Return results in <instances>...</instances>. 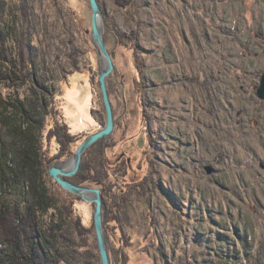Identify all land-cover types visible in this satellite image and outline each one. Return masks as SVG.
<instances>
[{
  "label": "rangeland",
  "instance_id": "1",
  "mask_svg": "<svg viewBox=\"0 0 264 264\" xmlns=\"http://www.w3.org/2000/svg\"><path fill=\"white\" fill-rule=\"evenodd\" d=\"M98 1L115 64L108 90L117 123L111 140L101 139L109 145L102 194L112 264H124L125 255V264H264V99L257 94L264 74V0ZM0 3L1 27L8 31L10 13H18L31 45L50 67L54 62L52 70L72 71L77 61L79 71L60 84L56 99L57 120L83 136L53 161L67 167L81 142L106 123L90 2ZM67 36L73 38L68 46ZM1 90L7 98L6 81ZM5 115L0 132L14 167L19 141ZM55 121L50 116L47 128ZM58 148L56 140L46 142L50 156ZM26 181L20 175L8 188L6 204H26ZM52 189L70 220L89 229L83 250L99 258L95 204L58 183Z\"/></svg>",
  "mask_w": 264,
  "mask_h": 264
},
{
  "label": "trees",
  "instance_id": "2",
  "mask_svg": "<svg viewBox=\"0 0 264 264\" xmlns=\"http://www.w3.org/2000/svg\"><path fill=\"white\" fill-rule=\"evenodd\" d=\"M116 2L126 5L124 0ZM1 7L0 3V11ZM20 10L27 19L25 4ZM10 15L8 31L1 27L0 22V116L7 115L4 122H11V132L17 134L19 142H16L13 167L5 159L6 143L0 132V264H102L100 256V259L89 257L83 250L87 247L85 242L89 229L85 233L80 219L74 223L70 220L68 208L61 205L52 189V183H57L49 176L50 163L67 155L71 145L83 137L71 133L67 124L56 118L59 116L56 99L60 84L68 81L71 72L79 71L77 61H72V71L65 67L52 70L54 62L50 67L39 49L31 45V33L20 27L18 13L14 11ZM65 26L69 28L67 23ZM65 41L66 45L71 44L73 38L67 36ZM4 81L10 87L7 98L1 90ZM50 116H54L56 121L53 128L48 129ZM52 140H56L59 152L50 156L45 147L46 142ZM108 147L105 140L92 146L84 156L79 173L71 181L77 185L87 182L101 185L105 195L107 185L103 157ZM94 151V164L91 165L88 159ZM24 174L28 180L23 184L24 192L30 194L25 199L26 204L23 207L6 204L8 188ZM122 202L118 205L121 208L126 201ZM103 209L105 213L106 205ZM55 211L58 212L57 217ZM49 213L52 214L48 218ZM82 240L85 241L83 244ZM127 260L125 255L123 263Z\"/></svg>",
  "mask_w": 264,
  "mask_h": 264
},
{
  "label": "water",
  "instance_id": "3",
  "mask_svg": "<svg viewBox=\"0 0 264 264\" xmlns=\"http://www.w3.org/2000/svg\"><path fill=\"white\" fill-rule=\"evenodd\" d=\"M92 10V42L100 59L99 83L105 107L106 123L99 131L89 134L77 148L73 160L69 166H63L56 162L49 165V175L62 188L81 197L87 202L94 203V224L98 241V248L102 264H112L109 256L103 220L104 197L99 188L77 185L69 180L75 176L81 167L85 153L101 139L109 142L114 133L117 119L115 118L113 104L108 90V77L115 72L113 54L110 53L102 28L103 13L98 0H89ZM121 85H124L123 83ZM258 97L264 99V74L260 87L257 91Z\"/></svg>",
  "mask_w": 264,
  "mask_h": 264
}]
</instances>
